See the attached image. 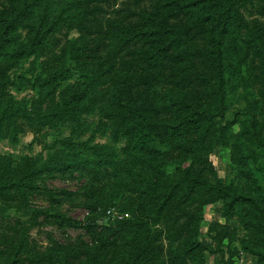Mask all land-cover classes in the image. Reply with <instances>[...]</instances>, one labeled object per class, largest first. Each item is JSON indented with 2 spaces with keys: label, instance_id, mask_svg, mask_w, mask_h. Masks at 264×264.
Listing matches in <instances>:
<instances>
[{
  "label": "trees",
  "instance_id": "trees-1",
  "mask_svg": "<svg viewBox=\"0 0 264 264\" xmlns=\"http://www.w3.org/2000/svg\"><path fill=\"white\" fill-rule=\"evenodd\" d=\"M112 1L0 0L4 62L33 58L32 71L54 34L65 38L74 31L78 35L61 46L58 70L47 77L40 75L39 85L33 84L37 100L29 110L4 101L0 139L8 135L16 140L23 126L56 129L64 122L72 124V131H83L80 116L97 111L112 122L111 137L114 143H124L125 155L118 163L111 162L112 156L101 150H114L104 146L96 153L97 161L80 152L68 154L73 146L86 145L72 143L75 137L56 141L59 147L46 159L25 158L16 170L10 168L9 157L0 156V200H9L15 191L24 197L42 174L64 177L78 172L94 175L98 181L104 178L108 189L103 205L117 199L131 218L138 216L131 227H141L128 236L119 235L131 247L122 264H204L199 209L226 200L227 210H232L246 201L233 196L236 191L219 180L205 158L215 143L227 145L225 131L236 123L223 124L230 101L240 103L235 114L244 117V130L237 137L264 149L255 117L260 100L254 99V89L264 85V0H120L119 18L107 33L110 46L106 48L104 34L95 24L103 5ZM20 28L28 29L21 41ZM108 81V93L100 94ZM7 84L9 79L0 72L3 99ZM58 88V103L51 112L43 109L44 101L51 94L54 97ZM231 88L239 91L230 96ZM238 151L241 160H255L254 154ZM174 157H179L181 165L189 161L177 179L165 169ZM91 164L103 171V178L91 170ZM136 165H140L139 174L133 172ZM123 192H130V198L124 199ZM188 205L198 210L189 211ZM254 216L256 222L248 229L256 243L264 241V213L260 210ZM161 225L169 226L164 237ZM69 251L60 264L68 263ZM163 252L166 260H161ZM257 256L264 259L262 252ZM9 264H18L16 257Z\"/></svg>",
  "mask_w": 264,
  "mask_h": 264
},
{
  "label": "rangeland",
  "instance_id": "rangeland-1",
  "mask_svg": "<svg viewBox=\"0 0 264 264\" xmlns=\"http://www.w3.org/2000/svg\"><path fill=\"white\" fill-rule=\"evenodd\" d=\"M120 2L113 0L108 5H103L101 16L95 24L104 34L106 48L110 46L106 39L107 33L112 29L113 22L119 18L117 11ZM27 32V28L17 31L20 34L19 41L26 37ZM74 38H78L74 31L67 32L65 38L61 34H54L50 40L51 46L48 45L41 56L35 59L37 64L32 71L29 68L33 58L4 62L5 57L0 56V72L10 82L3 89L4 99L0 93V107L9 99L13 106H22L29 110L31 104L37 100L33 84L39 85L40 75L47 77L58 70L60 48L66 40ZM4 65L7 67L1 71ZM110 84L111 81L105 82L101 86L100 94L108 93ZM60 88L55 91L54 97L51 94L44 101L43 109L51 112L58 103L57 92ZM254 90V99L260 100V108L255 111V117L259 118V133L264 140V85L261 83ZM258 90L263 92L259 94ZM238 91L231 88L229 95L232 96ZM230 102L223 124L234 120L236 123L225 131L227 145L221 147L215 143L208 149L205 158L219 180L236 191L233 196L240 195L246 201L235 204L232 210H227L226 200L210 202L199 209L202 213L199 242L206 249L204 264H264V259L260 260L257 256L258 252L264 254V241L255 243L251 239V230L248 229L256 222L254 215L260 210L264 213V149L237 137L244 130L241 122L244 117L235 114L240 103ZM79 123L84 127L83 131H72L70 122L59 124L56 129L40 125H35L33 129L23 126L16 140L9 139L8 135L0 139V156L9 157L10 168L16 170L25 158L37 159L40 155L46 159L48 153L53 154L60 145L56 141L78 137L72 143L76 145L85 142L86 145L73 146L68 154L80 152L89 160L97 161L96 153L100 146H104L114 150L111 153L100 151L104 155L112 156L111 162L118 163L125 158L121 150L124 143H114L111 137L113 124L110 120L101 118L97 111H93L80 116ZM247 125L250 126H245ZM238 149H242L246 156L254 154L255 160H241ZM178 158L174 157L165 167L167 174L174 179L179 177L181 168L189 165V161L181 165ZM140 169V165H136L133 172L139 174ZM91 170L99 172L103 178L101 169L91 164ZM93 176L78 172L66 174L64 177L55 172L42 174L32 182L24 197L15 191L9 200H0V264H9L14 257L18 264H60L67 250H71L66 253L69 256L67 264H122L128 257L126 250L131 248L130 243L122 236L141 230L140 226L131 227L130 224L138 216L133 214L131 218L130 211H127L129 209H121L119 203H116L117 199L112 198L110 204L103 205L106 203L103 201L107 197L108 189L106 180L103 178L98 181ZM123 193L124 199L130 198V192ZM186 209L198 210L191 205ZM161 227L165 230L162 235L164 237L169 226ZM219 233H223L224 237L220 238ZM120 234L123 235L119 237ZM161 243L167 248L166 240L162 239ZM93 252L95 254L92 255ZM92 258L95 260L92 261ZM119 258L121 259L117 262ZM166 258L163 252L161 260Z\"/></svg>",
  "mask_w": 264,
  "mask_h": 264
}]
</instances>
